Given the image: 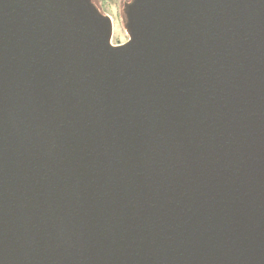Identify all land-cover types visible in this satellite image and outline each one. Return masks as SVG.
<instances>
[{"label":"water","instance_id":"95a60500","mask_svg":"<svg viewBox=\"0 0 264 264\" xmlns=\"http://www.w3.org/2000/svg\"><path fill=\"white\" fill-rule=\"evenodd\" d=\"M0 0V264H264V0Z\"/></svg>","mask_w":264,"mask_h":264},{"label":"flooded vegetation","instance_id":"af4514ba","mask_svg":"<svg viewBox=\"0 0 264 264\" xmlns=\"http://www.w3.org/2000/svg\"><path fill=\"white\" fill-rule=\"evenodd\" d=\"M133 0H112L111 2H113L114 4L119 5V16H116V20H112L111 16H110V7L106 6L104 4L103 0H90V3L93 5V7L95 8V10L97 11L98 15L101 17H109L112 22H113V35H114V31L116 26H118L117 23H120L121 26H123V29L125 31L126 30V14H125V8L128 4L132 3ZM126 38L124 40H119V42H117L116 44H122L124 42H126L128 40V32L126 34Z\"/></svg>","mask_w":264,"mask_h":264},{"label":"rangeland","instance_id":"374dc122","mask_svg":"<svg viewBox=\"0 0 264 264\" xmlns=\"http://www.w3.org/2000/svg\"><path fill=\"white\" fill-rule=\"evenodd\" d=\"M104 4L106 6L110 7V16L112 18V20H116V16H119V5L118 2L117 4H114L113 2H111L112 0H103ZM118 26H116L115 31H114V35H113V39L112 42L113 44H116L117 42H119V40H124L126 38V34L127 31H125L123 29V26H121L120 23H117Z\"/></svg>","mask_w":264,"mask_h":264}]
</instances>
